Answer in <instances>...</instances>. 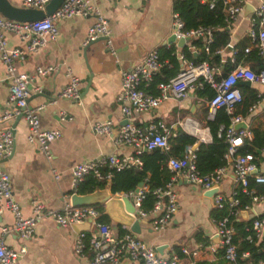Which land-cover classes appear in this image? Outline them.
<instances>
[{
    "label": "crops",
    "instance_id": "1",
    "mask_svg": "<svg viewBox=\"0 0 264 264\" xmlns=\"http://www.w3.org/2000/svg\"><path fill=\"white\" fill-rule=\"evenodd\" d=\"M8 1L14 6L21 7L20 0ZM263 1L244 0L240 13L226 25L227 46L231 49L228 51H225L226 47L223 50L217 49L216 54L219 55L222 63V66L218 68L219 73L223 71L226 60L234 62L237 52L240 53V57L236 64L246 63L251 69V66H256L255 56L257 55L253 52L243 54L242 49L248 44V30L257 26L254 10ZM172 2V0H93L110 29L114 55L106 50L103 39L91 41L82 52L81 49L84 47L82 41L87 27L93 20L92 16L57 20L56 39L46 42L34 52H28L24 43L12 34L6 35L7 48L16 47L23 50L16 59V68L30 76L26 84L29 92L27 105L42 106L38 112L41 128L59 129L61 132V136L50 143V157L46 158L34 143L26 140L27 129L23 119L14 121L13 118L9 121L13 135V148L9 156L0 159V171L8 174L12 197L18 205L21 216L30 215L34 202H40L54 210H60L65 203L69 202L70 194L74 192L69 173L72 165L100 155L132 153L131 148L115 144L110 137L94 134L91 131V125L95 121L108 120L112 128L117 129L123 124L125 119L115 100L120 90L122 71L130 70L152 48L173 47L177 58L182 48L191 44L192 40H188L182 45H177L178 37L173 42H166V38L173 34ZM217 29L216 27L215 30ZM191 53L194 56L197 54L194 51ZM247 57L249 60L244 61ZM261 59L264 61V57ZM36 66H52L53 69L46 75L39 76L35 73ZM66 68H69L80 82L77 102L56 98V93L66 82L64 77ZM36 86L40 88L39 91H34ZM236 86L238 89L239 86L244 87L243 97L253 95L255 99L249 105L252 108L248 107L244 114H239L242 118L239 122H243L245 128L234 129L233 127L236 131L244 130L248 133L242 137L243 143L253 138L252 130L264 131V85L249 82V85L237 83ZM198 91V89L189 91L187 97L179 102L165 99L151 111L134 113L132 121L138 126H143L152 119L162 120L169 128V137L173 135L176 128H179L185 134L192 136L195 142L209 143L211 135L206 126L208 97L198 94ZM7 96L4 67L0 62V112L7 108ZM61 114L62 121L59 120ZM193 125L198 127L197 133L192 131ZM262 139L264 141V137ZM257 153L258 157L254 159L256 170L252 174L264 176V156L260 154V149ZM165 161L162 163L166 167ZM224 167L225 175L218 189L224 197H229L236 185L229 158H226ZM52 169L59 174L57 179L53 178ZM174 191L177 210L165 227L154 230L151 227L150 217H143L139 223V233L133 234L153 247L158 257L167 259L172 254H176L179 264H189L187 257L180 253L181 247L194 248L196 243L200 242L198 238H202L206 245L216 244L212 240L216 234L210 215L213 210L211 195H207V190L200 189L183 177L176 178ZM249 210L252 212L246 213L243 218L241 212ZM241 212L236 219L238 221L252 222L254 217H264V199L251 202L248 208ZM12 224V214L3 209L0 212V241L15 250L22 246L25 248L24 253L16 259L14 264H89L91 251L85 246L82 253L77 255L72 251V246L80 232L86 235L91 232L90 223L86 229L77 233L70 226L61 227L51 219L43 218L35 224L32 234L26 240L12 232L2 231V228H8ZM109 224L116 233L118 229L129 230L128 227L115 224L110 220ZM261 233H264L263 228ZM259 241L263 242L262 237L254 239V242ZM216 252L202 250L190 264L213 262L217 259ZM123 258L124 255L120 261ZM128 264H135V262L130 260Z\"/></svg>",
    "mask_w": 264,
    "mask_h": 264
},
{
    "label": "built area",
    "instance_id": "2",
    "mask_svg": "<svg viewBox=\"0 0 264 264\" xmlns=\"http://www.w3.org/2000/svg\"><path fill=\"white\" fill-rule=\"evenodd\" d=\"M48 1L20 0V4L23 8L42 9ZM200 1L207 3L209 8L219 2L220 15L226 25L231 23L240 13L244 2V0ZM85 16H92L93 20L86 29L82 46H86L97 38H103L106 50L114 55L110 29L93 0H62L61 4L50 15L34 21H17L0 15V62L4 67V79L8 91L7 108L0 112V124H3L0 126V159L6 158L12 152L13 135L9 121L16 116H20L26 125V140L34 143L46 158L50 157V143L61 136L59 129L40 127L38 112L42 106L30 107L27 105L29 92L26 84L30 76L16 68V59L23 53V50L16 47L7 48L6 35L12 34L24 43L28 52H34L36 48L44 46L46 42L56 39L58 34L57 20ZM254 20L257 21V26L248 30V44L243 47L242 51L243 54L253 52L259 57H264V1L255 8ZM171 25L175 37L187 38L188 40L200 39L204 52L210 53L208 46L212 42V35L216 27L197 26L193 29L183 30V21L174 11L171 13ZM187 49L196 53L200 51V48L191 44L187 46ZM213 52L216 53L217 50ZM177 60L179 61V71L166 81L158 82L156 84L157 93L154 95L144 92L140 85L150 81L151 77L161 68L156 48L148 50L130 70L120 73V90L115 96V100L125 123L117 129H113L108 120L95 121L91 125V131L96 135L110 137L117 145L131 148L132 153L129 155L114 153L100 155L72 165L69 173L73 190L87 176L93 177L96 182L104 183L107 187L115 172L141 165L139 155L142 150L158 149L165 152L169 149L167 139L170 134L166 124L162 120L152 119L143 126H138L132 121L134 113L151 111L165 99L179 102L187 97L189 91L202 90L204 86H207L213 94L206 100V118L212 120L218 108L223 107L227 113L231 114L234 105L241 101L242 96L236 86L239 81L256 82L264 85V70L253 71L246 63L236 64L224 75L216 77L219 75L218 67L210 65L205 60L194 63L181 53L177 55ZM52 69V66H36L35 73L43 76ZM64 77L66 82L56 93V98L77 102L80 91L78 77L69 68L64 70ZM39 89L36 86L34 91H39ZM241 119L239 115L231 116L227 127L219 126L216 137L221 138L227 144L224 157L230 160V169L235 184L239 185L243 192L252 195L251 202L261 201L264 196L255 195L253 190H246L248 178H253L255 182H264V176L252 174L256 170L252 153L237 152V148L242 144V137L248 134L244 130L236 131L233 129V124L241 121ZM59 120H63L62 114ZM191 129L194 133L198 131V127L195 125L191 126ZM260 154L264 156V147L260 149ZM165 164L170 172V177L165 184L157 186L151 191L155 200L148 211L141 209V202L147 192L145 184L137 188V191L133 189L128 192L112 193L119 197H130L138 217H150L151 227L154 230H161L177 210L174 191V182L177 177H183L202 190H215L211 195L213 210H226L225 214L212 219L217 243L206 245L198 242L192 249L181 247L180 253L187 257L190 264L200 251L208 250L210 253H215L220 248L222 258L230 264H236L237 252L236 246L232 242L234 228L231 219H237L240 212L246 210L248 206L237 207L238 201L233 197L235 194L233 190L229 197H224L220 193L218 187L225 175V167L220 166L208 174H200L195 167V155L191 145H185L180 156L168 157ZM51 174L53 178H58L59 174L55 170L52 169ZM3 209L12 214L13 224L8 228H2V231L12 232L23 240L30 237L35 224L43 218H49L61 227H69L74 223L89 220L94 230L87 235L80 232L72 246V251L77 255L82 253L85 246L91 251L89 264H118L125 253L135 264H179L176 254H172L167 259L160 258L156 255L153 247L145 244L130 230L126 229L118 234L109 223L98 221L99 212L93 205L72 206L67 202L60 210H54L40 202H34L30 215L21 216L18 205L12 197L8 174L5 171H0V212ZM263 226L264 217L254 218L250 225L252 233L247 235L245 239L252 242L255 238L262 237L264 242V233H261ZM24 251L23 246L15 250L0 241V264H14ZM242 255L246 256L247 253L244 252ZM259 264H264V261L259 262Z\"/></svg>",
    "mask_w": 264,
    "mask_h": 264
},
{
    "label": "trees",
    "instance_id": "3",
    "mask_svg": "<svg viewBox=\"0 0 264 264\" xmlns=\"http://www.w3.org/2000/svg\"><path fill=\"white\" fill-rule=\"evenodd\" d=\"M172 10L177 12L181 20L183 21V30H189L196 28L197 26H213L218 29L213 32L212 42L209 44L210 53L206 54L203 50L200 39L192 40L191 45L200 48V51L194 56L187 47L182 48L181 54L194 63L202 60L207 61L210 65L220 68L222 63L219 55L213 53L217 49L223 50L228 44V31L226 30V24L223 22L220 15V3L217 2L212 8H209L207 3L200 0H172ZM158 58L161 62L160 70L151 77L150 81L141 83L140 87L144 92L149 94H156V84L160 81H166L168 78L174 76L179 71V62L174 54L173 47L158 48ZM240 57V53L235 54L234 62L226 60L223 64V71L218 76H222L230 71L236 64ZM257 61L256 66H251L252 70L258 71L264 70V61L259 56H255ZM248 57L244 58V61H248ZM239 92L242 99L239 103L235 104L231 114L227 113L223 107L216 110L212 120L206 121V126L211 135V141L209 143H199L194 150L195 155V167L200 174H208L214 169L224 166L226 164V158L224 154L226 152L227 144L221 139L216 137V132L219 126L227 127L230 121V117L234 115L244 114L249 105L255 100L253 95L243 97V86H239ZM198 94H204L208 98L213 94L212 90L207 86H204L202 90L198 91ZM171 130V129H170ZM264 131L252 130L253 138L249 141L245 140L241 146L237 148L238 153L250 152L253 154L254 159L258 157L257 150L264 147ZM169 149L165 152H160L158 149L145 150L139 155L141 165L139 167H130L113 174V177L109 183L111 192H128L135 189L139 182H143L147 187V192L141 202V209L148 211L155 200L151 191L157 187L162 186L167 182L170 172L166 169L162 163L170 156L181 155L183 147L185 145H193L195 139L192 136L185 134L179 128L173 131V135L167 139ZM255 162V160H254ZM105 187L104 183L96 182L93 177L87 176L81 183L77 185L74 192L77 194L90 193L96 189H102ZM239 185H235L233 191L235 192L234 198L237 199L238 208L249 206L251 204V194L243 192ZM255 190V195L264 196V182H254L252 178H248L246 190ZM99 212L97 218L98 221L103 223H109V218L103 212V206L96 204L93 205ZM226 210H212L210 215L211 219L225 214ZM263 216L254 217L261 218ZM253 218V219H254ZM250 221H238L231 219V224L234 228V235L232 242L236 246L237 258L236 264H259L264 261V243L248 242L245 237L252 233L250 230ZM123 230L118 229V234H121ZM201 243H204L202 238H198ZM246 252V256H242V253ZM217 259L213 262H195L194 264H230L222 258V250L217 249Z\"/></svg>",
    "mask_w": 264,
    "mask_h": 264
},
{
    "label": "water",
    "instance_id": "4",
    "mask_svg": "<svg viewBox=\"0 0 264 264\" xmlns=\"http://www.w3.org/2000/svg\"><path fill=\"white\" fill-rule=\"evenodd\" d=\"M62 0H49L42 9L37 8H23L19 6H14L10 4L8 0H0V15L7 19L17 20V21H34L39 20L45 17L46 15H50L60 4ZM103 39V38H97ZM176 37L174 34H171L168 38H166V42L170 43L175 41ZM177 45H182L188 41L187 38L178 37L176 39ZM90 43V42H89ZM87 46V45H86ZM84 46L81 50L84 52L86 49ZM230 46H226L225 51L230 50ZM238 84L249 85L248 81H239ZM20 116H16L14 121L19 120ZM125 123V120L123 124ZM234 129L245 128L243 122L235 123L233 125ZM199 144L196 141L192 145V150H195L197 145ZM143 182H139L135 187L134 191H137V188L141 187ZM215 190H208L206 192L207 195H212ZM69 202L72 206H90V205H102L104 214L109 218V220L118 225H124L129 228V230L134 233H139V223L142 221V218L138 217L132 206V199L130 197H119L116 194H113L110 191L109 186L104 187L102 189H96L90 193L86 194H77L75 192L70 194ZM252 212L243 211L241 215L245 218L246 213ZM89 220L74 223L70 225V227L75 231L79 232L83 229H86L89 225ZM94 229L92 228L91 231ZM264 231V226H263ZM212 240L217 243V235L212 237ZM130 262L127 254H124V258L118 264H128Z\"/></svg>",
    "mask_w": 264,
    "mask_h": 264
}]
</instances>
